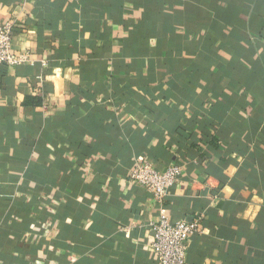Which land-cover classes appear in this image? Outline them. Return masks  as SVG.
Instances as JSON below:
<instances>
[{"label":"crops","instance_id":"0c3cea01","mask_svg":"<svg viewBox=\"0 0 264 264\" xmlns=\"http://www.w3.org/2000/svg\"><path fill=\"white\" fill-rule=\"evenodd\" d=\"M0 264H264V0H0ZM45 63V64H44ZM184 173L161 204L136 159Z\"/></svg>","mask_w":264,"mask_h":264},{"label":"built area","instance_id":"2783aa9c","mask_svg":"<svg viewBox=\"0 0 264 264\" xmlns=\"http://www.w3.org/2000/svg\"><path fill=\"white\" fill-rule=\"evenodd\" d=\"M13 39V21L0 24V66L21 65L31 61L28 52L14 50ZM184 171V164L170 163L164 170H158L139 158L128 171L127 180L147 190L152 198L161 204ZM199 220L198 216L193 221H172L168 212L160 207L155 219L148 223L151 235L148 250L158 264H187L189 237L201 231Z\"/></svg>","mask_w":264,"mask_h":264}]
</instances>
